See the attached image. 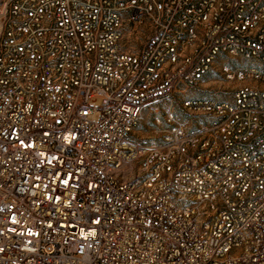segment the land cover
<instances>
[{
    "label": "built area",
    "instance_id": "built-area-1",
    "mask_svg": "<svg viewBox=\"0 0 264 264\" xmlns=\"http://www.w3.org/2000/svg\"><path fill=\"white\" fill-rule=\"evenodd\" d=\"M0 21V264H264V0Z\"/></svg>",
    "mask_w": 264,
    "mask_h": 264
},
{
    "label": "rangeland",
    "instance_id": "rangeland-1",
    "mask_svg": "<svg viewBox=\"0 0 264 264\" xmlns=\"http://www.w3.org/2000/svg\"><path fill=\"white\" fill-rule=\"evenodd\" d=\"M0 26H1V21H0ZM212 78H214V80H213V82H211L208 86H204L203 88H205V87H221L222 88V86H223V84H221V83H219L218 82V77L217 76H215V77H212ZM228 87H229V85H228ZM203 88H202V90L201 91H199L197 94H198V96H201L202 94H203ZM93 107H99V103H93V105H92ZM94 119H97V116L96 117H94ZM143 126H145V125H143ZM147 126V125H146ZM146 126L144 127V128H142V135H147V133H148V131H147V128H146Z\"/></svg>",
    "mask_w": 264,
    "mask_h": 264
}]
</instances>
